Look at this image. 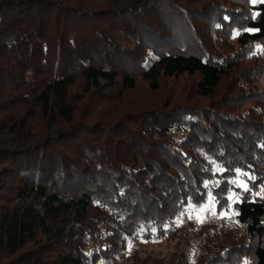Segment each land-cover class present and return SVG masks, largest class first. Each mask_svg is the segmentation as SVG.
I'll return each mask as SVG.
<instances>
[{
	"label": "trees",
	"instance_id": "obj_1",
	"mask_svg": "<svg viewBox=\"0 0 264 264\" xmlns=\"http://www.w3.org/2000/svg\"><path fill=\"white\" fill-rule=\"evenodd\" d=\"M263 73L264 0H0V264H264Z\"/></svg>",
	"mask_w": 264,
	"mask_h": 264
},
{
	"label": "rangeland",
	"instance_id": "obj_2",
	"mask_svg": "<svg viewBox=\"0 0 264 264\" xmlns=\"http://www.w3.org/2000/svg\"><path fill=\"white\" fill-rule=\"evenodd\" d=\"M250 1H255V0H250ZM201 28V33L203 29ZM229 46L233 45V40L228 41ZM236 47V46H235ZM208 48L210 51H214L213 44L209 43ZM231 48V47H228ZM221 52H226V49H221L219 47H216L215 52L217 51ZM261 50V44L259 42H255L250 48L246 50V55L250 56L253 55V52H258ZM214 52V53H215ZM251 61V60H250ZM193 82V78L183 76L179 80H171V79H166L163 80L162 83H160V87L156 91H150L145 83L143 82H138L137 86L134 90L128 91L125 93V96L123 100L121 101L120 104L115 105L111 103V106L113 108H107V106L110 104V102H105L103 107L101 105H96L93 101H88L86 104V110H98L99 112H111L112 114L116 115L118 112L124 110L125 112L128 111L129 106L126 107L125 103L126 102H134L135 107L140 108L151 106V105H159L164 102V100H169L172 102H184V98L189 94V91L191 89V84ZM80 83L77 82L73 88V90L77 91L79 90ZM252 87H256L257 89H264V73L260 76V78L255 82L252 83ZM251 104L248 103L245 107L250 106ZM102 108H101V107ZM242 109V108H241ZM240 109V110H241ZM171 137L174 139L176 142V145L180 148V152L182 153L183 156H188L189 155V149L183 145V132L180 130H177L175 132L170 133ZM213 201L211 198H208L206 202H204L201 206L198 207L196 211H194V214L197 217H201L203 213L205 212L206 209L213 210ZM98 244V242H97ZM177 242L176 239H170V240H162L158 241L155 243H149L146 241H137L132 245V251L130 254V261L132 260L135 261L137 258L142 259L146 257V252L151 253L156 256H170V253L174 252L176 249Z\"/></svg>",
	"mask_w": 264,
	"mask_h": 264
},
{
	"label": "snow or ice",
	"instance_id": "obj_3",
	"mask_svg": "<svg viewBox=\"0 0 264 264\" xmlns=\"http://www.w3.org/2000/svg\"><path fill=\"white\" fill-rule=\"evenodd\" d=\"M244 187L246 188L247 186L246 185H244ZM198 223H203L204 222V220H198L197 221ZM178 226V225H177Z\"/></svg>",
	"mask_w": 264,
	"mask_h": 264
}]
</instances>
